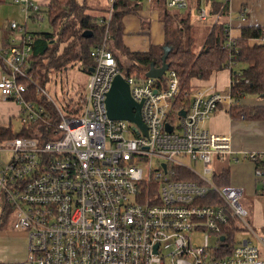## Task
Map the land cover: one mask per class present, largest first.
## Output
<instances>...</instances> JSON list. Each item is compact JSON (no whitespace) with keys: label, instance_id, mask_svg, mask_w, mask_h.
I'll use <instances>...</instances> for the list:
<instances>
[{"label":"built area","instance_id":"built-area-1","mask_svg":"<svg viewBox=\"0 0 264 264\" xmlns=\"http://www.w3.org/2000/svg\"><path fill=\"white\" fill-rule=\"evenodd\" d=\"M10 1L25 21L12 20L21 35L14 32L9 44L0 45L7 67L0 93L20 105L21 124L43 121L49 129L45 136L35 129L34 136L0 142V217L8 204L13 228L29 235L26 257L14 264H264V228L250 220L243 188L213 180L216 158L233 153L232 136L204 123L221 105L239 103L230 87L202 84L188 91L169 69L161 78L121 72L108 30L118 0H108L100 21L105 36L91 50L95 65L86 93L65 111L30 71L33 39L25 24L40 5ZM165 1L171 8L190 5ZM202 3L198 21L215 23L221 11L212 15ZM118 73L142 103L147 134L130 120L108 116L107 93ZM30 89L36 100L27 98ZM182 94L191 98L186 108L177 105ZM244 154L255 164L264 194V151Z\"/></svg>","mask_w":264,"mask_h":264},{"label":"trees","instance_id":"trees-1","mask_svg":"<svg viewBox=\"0 0 264 264\" xmlns=\"http://www.w3.org/2000/svg\"><path fill=\"white\" fill-rule=\"evenodd\" d=\"M202 1L197 0L195 6L178 9L169 7L165 0H152L151 5L159 10L164 25L165 40L162 44L152 43L146 51H134L124 43L123 16L137 12L144 2L118 0L114 5L108 30L111 34L109 48L121 72L127 75H144L153 62L156 66H161L164 46L168 45L169 72L175 71L182 77L185 89L191 91L204 82H211L218 72L229 69L230 91L239 99V103L226 106L225 109L233 118L241 116L242 119L264 121V104L241 103L243 97L264 98V42L259 41V38L264 36V25H246L238 28L235 34L228 27V3L224 4L223 0H205L210 5L211 14L221 11V15L215 23L204 22L208 25L207 35L202 45L198 46L197 31L191 18L193 9L198 10ZM9 5L11 4L8 0H0V29L5 28L2 24L3 8ZM88 10L87 2L50 0L48 4L40 6V12L30 14L34 20L42 15L41 13L46 14L53 28L52 31L30 32L33 39L30 71L37 83L42 84V79L50 71H62L74 62H80L89 76L90 69L95 65L91 50L104 40L106 26L100 22L101 16L92 15ZM183 10L185 13H182ZM8 29H11L12 34L15 32L10 25ZM7 38L8 42L3 45L10 43L11 34H8ZM0 68L7 70L1 57ZM33 91L34 89H30L27 98L36 100ZM190 99V96L182 94L177 105L186 103L178 105L186 108ZM47 107L51 108L49 105ZM35 129L44 136L49 131L43 121L20 124L17 130L12 123L1 125L0 142L20 136H34ZM213 180L218 186H229L230 167L225 166L215 173ZM217 202L222 203L221 200ZM11 214L12 207L6 204V212L0 217V230L10 224ZM232 238L233 236L228 242L229 247L232 245Z\"/></svg>","mask_w":264,"mask_h":264},{"label":"crops","instance_id":"crops-1","mask_svg":"<svg viewBox=\"0 0 264 264\" xmlns=\"http://www.w3.org/2000/svg\"><path fill=\"white\" fill-rule=\"evenodd\" d=\"M33 1L35 2V0ZM40 1L46 4L50 2V0ZM223 1L228 3L230 10L229 21L235 34L238 32V28L246 25H264V0ZM146 3L147 5H145ZM107 8L108 0L104 11L102 13L95 11V13H98L95 15L104 16ZM20 9L17 4L3 8L2 24L3 20L8 22L3 26L5 28L0 29V45L8 42V38L6 39L8 34H11L12 37V31L8 27L12 21L11 18L17 12L21 15L22 11ZM89 9L93 11V7L90 6ZM94 9L97 10L96 8ZM123 23L124 43L131 50L146 51L152 43L162 44L165 40L164 25L161 21L159 10L149 2H144L143 7L138 9L137 12L125 14ZM1 74L2 69L0 68V78ZM230 82V70L225 69L218 72L211 82L202 84H213L218 90H227L230 87ZM242 102L247 105L264 104V98L248 96L243 97L241 99ZM20 111L21 107L17 102L4 99L0 93V126L9 125L13 118H19ZM204 127L212 132L227 133L232 136L233 153L226 155L224 159L216 158L215 173L220 172L225 166L230 167V185L243 188L244 194L252 198V204L248 208L250 214H252L251 220L254 221V225L259 229L264 228V194H262L261 190L262 185L255 175V164L246 158L244 154L245 152L264 151V121L242 119L241 116L233 118L224 107H220L206 120ZM14 233L17 232L14 231ZM3 235H8V232L5 233L1 230L0 236ZM27 252V247H25L24 252H13V254L9 255L12 258H3L0 262L14 264L16 261L24 259Z\"/></svg>","mask_w":264,"mask_h":264},{"label":"rangeland","instance_id":"rangeland-1","mask_svg":"<svg viewBox=\"0 0 264 264\" xmlns=\"http://www.w3.org/2000/svg\"><path fill=\"white\" fill-rule=\"evenodd\" d=\"M8 1L10 2V4L12 3L15 5L14 2L10 0ZM78 1L81 3L87 2L89 7L90 6L93 7V11L90 9L88 11L89 13H92V15L98 14L95 13V11L102 13L104 11V8L107 6V0H78ZM189 1L191 3L190 5L192 6L196 5L197 0H189ZM35 2L39 4L41 7L46 4V3H42V1L40 0H35ZM202 4L208 9H210V5L207 4L205 0H203ZM145 5H147V3ZM94 8H96L97 10H95ZM182 13H185V10H183ZM41 14L42 15H40V17L41 18L44 17V19L34 20V18L32 17H28L27 23L25 24L28 32L52 31L53 28L50 25V22L46 14L44 13ZM21 15L18 14L17 12L11 19L17 20L19 22H24L25 18L22 12ZM191 19L196 27L198 46H201L206 38L208 25L207 23L198 21L197 10L195 9H193ZM7 22H8L7 20H3V25H6ZM15 34L16 37H19L21 35L19 31H15ZM239 66L241 67L242 65L240 64ZM87 81H88V74L84 72L82 64L80 62H74L72 65H70L69 67L65 68L62 71H55V70L50 71L42 79L43 82L42 84L48 95L52 97V99L63 110L66 111L69 108V106L75 102L77 98H79L81 95L86 93ZM11 123L13 124L14 128L17 130L20 127L21 120L19 118H13ZM10 156L11 153L9 151L2 153V158L4 161H8L10 159ZM185 161L195 170L202 172V167L199 164L195 163L192 159L187 158L185 159ZM242 202L247 208H249L250 204H252V198L244 194ZM251 216L252 214H250L249 217L250 220H251ZM11 222H12V218H11ZM11 222L5 229H3V232L5 233L8 232V235L0 236V260L3 258L4 259L12 258L9 255L13 254V252H18V253L24 252L25 247H28L29 235L25 231L20 232L21 230L14 229ZM14 231L17 233H14Z\"/></svg>","mask_w":264,"mask_h":264},{"label":"water","instance_id":"water-1","mask_svg":"<svg viewBox=\"0 0 264 264\" xmlns=\"http://www.w3.org/2000/svg\"><path fill=\"white\" fill-rule=\"evenodd\" d=\"M170 51L168 45L164 46V54L162 57V65L156 66L153 62L147 71L148 77L161 78L165 72L169 69L170 64L167 63V57ZM91 72L94 71L92 67ZM106 106L108 116L112 119H127L141 127L145 134H147V127L143 123L141 116L142 103H137L131 95V89L129 83L125 80L121 73H118L113 81L110 90L107 93ZM182 115H185V111H181ZM167 129L172 130V126L167 124ZM223 240L225 236L221 237Z\"/></svg>","mask_w":264,"mask_h":264}]
</instances>
